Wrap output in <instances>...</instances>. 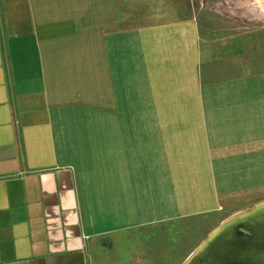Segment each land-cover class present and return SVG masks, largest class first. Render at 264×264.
I'll list each match as a JSON object with an SVG mask.
<instances>
[{"label": "crops", "instance_id": "obj_1", "mask_svg": "<svg viewBox=\"0 0 264 264\" xmlns=\"http://www.w3.org/2000/svg\"><path fill=\"white\" fill-rule=\"evenodd\" d=\"M168 0H0V264H96L140 227L264 198V71Z\"/></svg>", "mask_w": 264, "mask_h": 264}, {"label": "rangeland", "instance_id": "obj_2", "mask_svg": "<svg viewBox=\"0 0 264 264\" xmlns=\"http://www.w3.org/2000/svg\"><path fill=\"white\" fill-rule=\"evenodd\" d=\"M168 4L179 16L196 18L209 41L225 43L222 57L210 63L208 78L264 71V0H168ZM224 218L202 214L137 228L119 242L106 244L96 264H181Z\"/></svg>", "mask_w": 264, "mask_h": 264}, {"label": "water", "instance_id": "obj_3", "mask_svg": "<svg viewBox=\"0 0 264 264\" xmlns=\"http://www.w3.org/2000/svg\"><path fill=\"white\" fill-rule=\"evenodd\" d=\"M181 264H264V199L225 217Z\"/></svg>", "mask_w": 264, "mask_h": 264}]
</instances>
